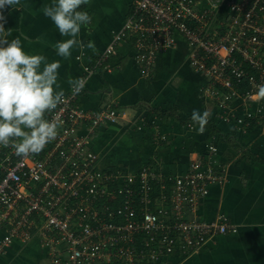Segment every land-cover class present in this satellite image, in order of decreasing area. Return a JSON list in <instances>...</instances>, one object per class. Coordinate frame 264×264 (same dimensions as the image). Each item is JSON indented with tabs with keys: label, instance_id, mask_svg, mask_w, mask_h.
<instances>
[{
	"label": "built area",
	"instance_id": "built-area-1",
	"mask_svg": "<svg viewBox=\"0 0 264 264\" xmlns=\"http://www.w3.org/2000/svg\"><path fill=\"white\" fill-rule=\"evenodd\" d=\"M132 5L96 66L126 43L149 77L158 54L181 37L190 48V66L207 78V100L223 110L224 121L244 124L264 113V100L243 117L230 111L239 100L255 102L257 86L264 84V0ZM64 92L65 102L46 114L59 118L58 136L38 155L19 157L0 146V256L34 231L48 264H166L170 255L185 257L211 237L237 230L223 214L211 220L196 214L210 186L225 180L227 165L214 157L216 146L208 144L214 155L192 160L188 171L174 177L150 166L105 169L87 139L102 123L116 122L117 110H86L78 103L82 92ZM165 177L173 183L163 184Z\"/></svg>",
	"mask_w": 264,
	"mask_h": 264
},
{
	"label": "crops",
	"instance_id": "crops-1",
	"mask_svg": "<svg viewBox=\"0 0 264 264\" xmlns=\"http://www.w3.org/2000/svg\"><path fill=\"white\" fill-rule=\"evenodd\" d=\"M133 1L89 0L84 6L92 22L81 27L78 39L83 47L73 48L68 59L54 49L58 41L68 37L61 36L43 12L53 0H21L20 5L6 6L0 12L5 17L4 28L11 32L9 41L19 38L27 54H42L48 62L60 61L58 82L64 91L69 88V79L90 77L79 98L82 108L117 110L116 122L102 123L87 139L99 156L100 167L132 172L150 166L162 176L174 177L188 171L192 160L205 162L212 154L208 144L216 146L212 155L227 165L225 180L210 186L196 214L207 220L223 214L237 230L211 237L185 257L170 255L166 264H264V113L246 118L244 124L224 121L223 110L207 100V78L190 66V48L181 37L158 54L149 77L134 62L126 43L117 44L118 54L96 66ZM89 41L94 42L95 53L87 47ZM258 106L257 102L239 100L230 111L243 117L246 111L257 112ZM174 107L176 117L161 120L154 113ZM193 109L210 112L209 120L221 132L208 136L206 130L199 134L189 127L191 122L186 120ZM169 177L163 184L173 183ZM0 264H48L41 237L33 231L26 240H15L6 256H0Z\"/></svg>",
	"mask_w": 264,
	"mask_h": 264
},
{
	"label": "clouds",
	"instance_id": "clouds-1",
	"mask_svg": "<svg viewBox=\"0 0 264 264\" xmlns=\"http://www.w3.org/2000/svg\"><path fill=\"white\" fill-rule=\"evenodd\" d=\"M21 0H0V9L14 8ZM89 0H53L43 8L59 31L68 37L54 45L56 54L68 59L73 48L83 47L78 39L81 27L88 26L92 17L86 11L78 10ZM0 12V146L14 149L19 157L38 155L58 136L61 127L59 118L48 119L46 114L54 112L65 102V92L59 81L60 61L48 62L42 54H27L19 38L8 40ZM89 49L96 52L94 42ZM90 77H78L67 81L71 95H79ZM264 100V84L257 86L255 102ZM211 116L207 110L201 113L193 109L189 127L203 134ZM198 126V127H197Z\"/></svg>",
	"mask_w": 264,
	"mask_h": 264
},
{
	"label": "trees",
	"instance_id": "trees-1",
	"mask_svg": "<svg viewBox=\"0 0 264 264\" xmlns=\"http://www.w3.org/2000/svg\"><path fill=\"white\" fill-rule=\"evenodd\" d=\"M78 10H81V11H86L87 10L85 9V6L82 5L80 9ZM177 111V109L174 107L172 108L170 111H167V110H155V114L161 118V120L165 119V118H170V117H176V114L175 112ZM190 116L191 115H188L187 116V122H191L190 121ZM182 122V121H181ZM206 131H207V135L208 136H211L213 135L214 133H220L221 130L219 129L218 125L213 121V120H208V123L206 125Z\"/></svg>",
	"mask_w": 264,
	"mask_h": 264
},
{
	"label": "rangeland",
	"instance_id": "rangeland-1",
	"mask_svg": "<svg viewBox=\"0 0 264 264\" xmlns=\"http://www.w3.org/2000/svg\"><path fill=\"white\" fill-rule=\"evenodd\" d=\"M99 164H100V163H99ZM42 252H43V251H42ZM43 253H44V252H43ZM41 254H42V253H41ZM43 255H44V254H43ZM43 255H42V259H41L42 261L44 260ZM45 255H46V254H45ZM25 258L28 259V257H26V256H25Z\"/></svg>",
	"mask_w": 264,
	"mask_h": 264
}]
</instances>
